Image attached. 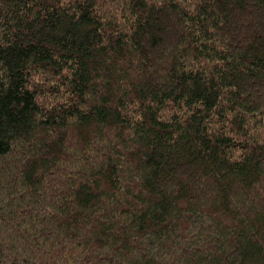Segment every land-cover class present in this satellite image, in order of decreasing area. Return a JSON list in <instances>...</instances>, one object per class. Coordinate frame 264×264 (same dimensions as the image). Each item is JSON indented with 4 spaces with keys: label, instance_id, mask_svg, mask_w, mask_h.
Segmentation results:
<instances>
[{
    "label": "trees",
    "instance_id": "trees-1",
    "mask_svg": "<svg viewBox=\"0 0 264 264\" xmlns=\"http://www.w3.org/2000/svg\"><path fill=\"white\" fill-rule=\"evenodd\" d=\"M0 264H264V0H0Z\"/></svg>",
    "mask_w": 264,
    "mask_h": 264
}]
</instances>
